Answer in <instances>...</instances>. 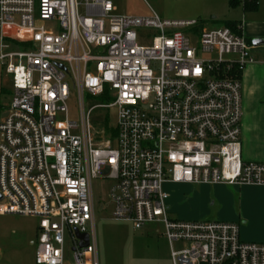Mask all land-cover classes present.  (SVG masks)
I'll return each instance as SVG.
<instances>
[{"label":"built area","instance_id":"2783aa9c","mask_svg":"<svg viewBox=\"0 0 264 264\" xmlns=\"http://www.w3.org/2000/svg\"><path fill=\"white\" fill-rule=\"evenodd\" d=\"M113 1L0 0V64L13 90L0 122V216L39 220L35 264H68L67 240L74 264H99L91 184L107 179L114 219L162 226L172 264H264V244L243 242L237 224L172 218L163 190L264 188V163L242 160V74L255 60L241 25L115 16ZM240 2L264 11V0ZM72 89L80 124L67 116ZM107 89L113 102L86 111L85 96ZM99 108L115 112L104 141L92 133Z\"/></svg>","mask_w":264,"mask_h":264},{"label":"rangeland","instance_id":"374dc122","mask_svg":"<svg viewBox=\"0 0 264 264\" xmlns=\"http://www.w3.org/2000/svg\"><path fill=\"white\" fill-rule=\"evenodd\" d=\"M113 4L115 16L149 18L156 15L166 21H194L198 24L197 30L228 28L235 21L242 22V33L247 39L259 28L264 29L262 9L245 14L240 7H230L229 0H114ZM15 47L22 49L20 45ZM2 79L7 82V93L2 95L0 88V102L3 101L7 112L13 97L12 82L9 76H5L0 64V82ZM112 102L108 90L101 97L85 96L86 111ZM67 116L81 123L78 95L73 89L67 102ZM91 122L92 133L97 140L115 137L110 130L116 125L114 110H94ZM106 124L109 131L105 128ZM260 142V147L264 148V138ZM91 186L99 264H172L171 247L162 235V226L149 225L136 231L130 223L116 221L111 201V190L115 182L98 179ZM199 188L196 185L190 189L164 185V192L172 198L166 204L168 211L173 213L176 220L235 223L241 227L242 241L264 244V188L256 187V191H245L251 189L234 186ZM38 224L39 220L31 216H0V264H35L34 243L37 240ZM186 247L174 244L172 248L179 251ZM66 251L69 255L68 264H74L72 244L68 240Z\"/></svg>","mask_w":264,"mask_h":264},{"label":"crops","instance_id":"0c3cea01","mask_svg":"<svg viewBox=\"0 0 264 264\" xmlns=\"http://www.w3.org/2000/svg\"><path fill=\"white\" fill-rule=\"evenodd\" d=\"M238 7H240L243 13L245 14L256 13L259 11V9H257V10L246 12L244 8H242L241 6H238ZM233 9H236V8H233ZM241 23L242 22L235 21L234 24L237 26V25H241ZM249 37H250L249 39L247 38L246 39L250 42L251 49H252L251 54L255 60V63L252 65H249L242 74V95H243L242 160L248 163H264V148L260 147L261 145L260 140H263L264 138V46H258V47L253 46L254 40H264V29L262 27L259 28L258 30L250 34ZM5 76L8 77L6 74ZM6 83L7 82L6 81L4 82L3 79L0 82V88L2 91V95L7 93ZM4 106L5 105L3 101H1L0 102V122L6 116L4 115V112H6V110H4L5 108ZM164 185H175L182 189H190L193 186H195V185H189V184H173V183H166ZM196 186L200 187L199 189L201 190L209 186L223 187V188L227 187V185H221V184L219 185H196ZM234 187H240V188L243 187V188L251 189V190H245V191H256L254 189H258L256 187L254 188V187H247V186H234ZM167 195H168L167 201H172L171 196L169 194ZM195 196H192V197H195ZM192 197H188V198H192ZM185 201H188V199H186ZM170 214L172 218L176 219L173 213H170ZM240 234H241V227H240ZM240 238H241V235H240ZM247 239L249 240L250 238L247 237ZM34 245H36V242L34 243Z\"/></svg>","mask_w":264,"mask_h":264},{"label":"water","instance_id":"95a60500","mask_svg":"<svg viewBox=\"0 0 264 264\" xmlns=\"http://www.w3.org/2000/svg\"><path fill=\"white\" fill-rule=\"evenodd\" d=\"M253 46L258 47V46H264V40H254L253 41ZM76 236L80 240V249H85L89 246V236L87 234H80L79 232L76 231Z\"/></svg>","mask_w":264,"mask_h":264},{"label":"trees","instance_id":"16d2710c","mask_svg":"<svg viewBox=\"0 0 264 264\" xmlns=\"http://www.w3.org/2000/svg\"><path fill=\"white\" fill-rule=\"evenodd\" d=\"M229 3H230V7L237 8L238 6H240L241 2H240V0H229ZM244 10L247 12V11L257 10V8H255L252 5H247V6H245ZM228 28L235 31L236 30V25L231 23V25ZM107 90H106V92H107ZM105 128H106L107 131H109V128H108L107 124L105 125ZM110 130H111L112 135L115 136V131L113 129H110Z\"/></svg>","mask_w":264,"mask_h":264},{"label":"flooded vegetation","instance_id":"af4514ba","mask_svg":"<svg viewBox=\"0 0 264 264\" xmlns=\"http://www.w3.org/2000/svg\"><path fill=\"white\" fill-rule=\"evenodd\" d=\"M6 114V112H4V115Z\"/></svg>","mask_w":264,"mask_h":264}]
</instances>
